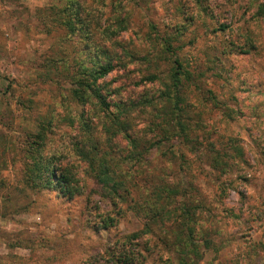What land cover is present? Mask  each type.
<instances>
[{"label":"rangeland","instance_id":"obj_1","mask_svg":"<svg viewBox=\"0 0 264 264\" xmlns=\"http://www.w3.org/2000/svg\"><path fill=\"white\" fill-rule=\"evenodd\" d=\"M0 264H264V0H0Z\"/></svg>","mask_w":264,"mask_h":264},{"label":"trees","instance_id":"obj_2","mask_svg":"<svg viewBox=\"0 0 264 264\" xmlns=\"http://www.w3.org/2000/svg\"><path fill=\"white\" fill-rule=\"evenodd\" d=\"M165 43V45H167V42H164ZM166 50L167 51H171V48L169 47V46H166ZM174 63L175 64H177L178 63V61L177 60H175L174 61ZM178 67H179V65H178ZM97 70H103V72H101L100 74H99V78H103L106 74H107V71H104L105 69H104V67L103 66H99L96 70H95V72H91V75H93L94 73H98V71ZM174 75H180V73L178 72V70L176 69L175 70V73H174ZM220 162V161H219ZM221 163H223V160L221 161ZM224 165H226V163H223ZM44 168H45V171L46 172H48V167L47 166H44ZM50 175H49V177H50V179H56V173L55 172H53L52 171V169L50 170ZM69 171H64V172H62V170H61V172H60V174L58 175V177H57V183L59 184V185H63L64 186V188L65 187H67L68 188V190H67V192H70V190H72L73 189V181H72V179H71V177L69 176ZM66 197H69V195H67ZM164 213H166L165 211H164ZM166 214H168V213H166ZM169 215V214H168ZM189 220H188V222H190V220L194 217V214H192V213H188L187 214V216H186ZM137 237L138 236V234L137 235H132V237ZM171 245H175L174 243H172ZM130 261L131 260H133L132 258H130L129 259Z\"/></svg>","mask_w":264,"mask_h":264}]
</instances>
